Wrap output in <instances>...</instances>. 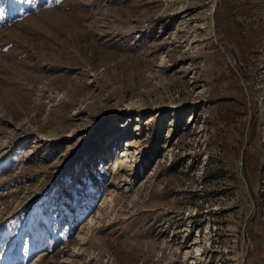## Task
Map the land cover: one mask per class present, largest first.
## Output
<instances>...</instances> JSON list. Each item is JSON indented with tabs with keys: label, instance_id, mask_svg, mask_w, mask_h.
<instances>
[{
	"label": "rangeland",
	"instance_id": "374dc122",
	"mask_svg": "<svg viewBox=\"0 0 264 264\" xmlns=\"http://www.w3.org/2000/svg\"><path fill=\"white\" fill-rule=\"evenodd\" d=\"M251 133L264 264V0H0V264H244Z\"/></svg>",
	"mask_w": 264,
	"mask_h": 264
},
{
	"label": "water",
	"instance_id": "95a60500",
	"mask_svg": "<svg viewBox=\"0 0 264 264\" xmlns=\"http://www.w3.org/2000/svg\"><path fill=\"white\" fill-rule=\"evenodd\" d=\"M226 47H229L228 45H225ZM253 135V133L250 134L248 140L246 141L245 143V146H244V149H243V153H242V171H243V175H244V178L246 180V184L250 190V193H251V197H252V200H253V206H254V213H253V216L252 218L250 219V221L248 222V224H246L244 226V229H243V237H244V241L245 243L247 244V252H246V255H245V258H244V264H246V258H247V255H248V250H249V240H248V237H247V227L248 225L254 220L255 218V215H256V212H257V202H256V199H255V196L250 188V184H249V181H248V178H247V174H246V171H245V164H244V156H245V150L246 148L248 147L249 145V142H250V139H251V136Z\"/></svg>",
	"mask_w": 264,
	"mask_h": 264
},
{
	"label": "trees",
	"instance_id": "16d2710c",
	"mask_svg": "<svg viewBox=\"0 0 264 264\" xmlns=\"http://www.w3.org/2000/svg\"><path fill=\"white\" fill-rule=\"evenodd\" d=\"M161 151H162V150H161V149H158V148H157L156 151H154L152 147H149L148 150H147L146 156H148V155L151 156V155H154V154H155V155H158V154L161 153Z\"/></svg>",
	"mask_w": 264,
	"mask_h": 264
},
{
	"label": "bare ground",
	"instance_id": "6f19581e",
	"mask_svg": "<svg viewBox=\"0 0 264 264\" xmlns=\"http://www.w3.org/2000/svg\"><path fill=\"white\" fill-rule=\"evenodd\" d=\"M117 140H119V138Z\"/></svg>",
	"mask_w": 264,
	"mask_h": 264
}]
</instances>
